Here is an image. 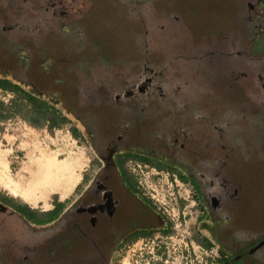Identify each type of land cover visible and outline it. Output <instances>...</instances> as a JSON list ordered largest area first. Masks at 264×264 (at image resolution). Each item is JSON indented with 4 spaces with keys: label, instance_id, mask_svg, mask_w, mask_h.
I'll list each match as a JSON object with an SVG mask.
<instances>
[{
    "label": "rangeland",
    "instance_id": "1",
    "mask_svg": "<svg viewBox=\"0 0 264 264\" xmlns=\"http://www.w3.org/2000/svg\"><path fill=\"white\" fill-rule=\"evenodd\" d=\"M148 1L0 0V47L22 44L19 71L2 67L0 79L46 101L63 119L52 125L20 94L0 89V153L6 158V167L0 162V196L12 201L9 207L0 203V255L3 247L29 253L30 234L46 228L20 219L15 206L45 219L55 205L77 202L99 169L96 133H115L110 126L121 120L128 126L141 117L137 111L146 118L138 144L147 146L133 152L149 155L164 172H138L130 159L126 168L171 230L151 238L144 256L125 254L119 264H226L221 245L204 227L214 224L213 200L219 202L218 234L231 235L235 254H245L243 234H264V69H255V61L240 64L250 57L252 21L264 26L259 1L187 0L179 6L186 9L190 1L192 19L154 15ZM16 28L20 42L13 38ZM25 50L37 58L36 75L23 74L31 62ZM247 68L255 69L252 80ZM109 107L137 111H112L106 123L103 110ZM200 147L211 151L215 163L197 174L213 180L210 186L198 177L204 197L187 171L198 161L190 160V152ZM47 158L73 163L75 183L67 195L51 192L37 201L27 194L28 168ZM257 179L260 189L253 187ZM110 233L104 227L100 235L107 239Z\"/></svg>",
    "mask_w": 264,
    "mask_h": 264
},
{
    "label": "flooded vegetation",
    "instance_id": "2",
    "mask_svg": "<svg viewBox=\"0 0 264 264\" xmlns=\"http://www.w3.org/2000/svg\"><path fill=\"white\" fill-rule=\"evenodd\" d=\"M258 1V14L264 16V0ZM187 2V0H149L148 4L153 8L154 15L158 11L163 16L177 13L186 14L187 17L192 19L196 13L195 9L189 11L192 8L190 1L186 9L179 6L186 5ZM82 3H89L90 5V2L87 1ZM258 17L256 15L255 18L258 19ZM258 26L257 21L254 20L250 28L248 27V31H251L248 44L250 57L247 61H239L240 64L246 66H250V62L255 61L259 64L256 65L255 69L258 67L264 69V65H260L264 60V55L257 54L254 51L258 50V52L262 51L264 53V41L259 42L261 37L264 38V26ZM14 30L17 36L14 35L13 38H16L14 39L15 42H20L19 30L17 28ZM258 44L262 48H258ZM19 45L22 44H18L17 47L13 45L0 47V68L4 67L12 72L19 71L18 69L22 65L20 61L22 50L19 49ZM25 51H28L31 62L27 68H24L23 74L24 76L27 73L30 76L36 75L37 71L33 67L37 58L32 51ZM236 61L237 59L233 57V62ZM255 69L248 70L247 68L246 73L250 80H252L250 74ZM257 78L263 79L261 77ZM249 86H252L255 90L259 89L258 84H250ZM248 89L251 88L248 87ZM237 92L243 93L241 89ZM259 92L261 91L259 90ZM262 93L264 92L262 91ZM97 94L102 96V93L98 92ZM136 109L125 107H112L110 109L109 107L104 109L103 112L109 113L106 115L107 123L108 115H112V111L117 112V115H125L127 111L134 112L137 111ZM136 114L141 117L133 118L135 122L128 123V126L122 124L123 120L119 123L117 121L113 123L110 126L111 129H115L113 134H107L101 132V130L96 133L97 139L94 140V149L97 153L99 169L89 181L88 186L79 191L77 202L69 207L63 204L55 205L51 213L45 216V219L39 218L31 208L33 212L23 216L17 209L23 210L25 206H15V213L20 219L28 224L46 228L37 231L39 234L36 231L30 234V246L33 244L34 247H30L29 253L23 256L15 249L3 247L5 250L0 255V264H119L118 258L124 257L125 254L135 253L133 256H136L137 253L144 256L142 251L146 250L151 238L167 235L171 227L168 226L158 209L150 202L143 191L142 184L140 182L135 183L132 174L126 168V163L130 159L129 162H133L141 169L138 172L144 173V169L146 171L149 168L164 172L162 166L151 162L149 155L133 152V150L142 151L143 147L147 146L138 144L137 133L140 130V125L142 128L145 127L142 121L146 118L138 111ZM102 123L97 124L98 127ZM195 153L198 157L195 156ZM190 156V160H198L194 163L195 166L192 169H187L191 176L190 180L194 188L204 197V187L202 182L200 183L204 179L197 174L201 173L200 167L209 166L210 164L215 165L213 156L211 151H207L205 147L192 150ZM130 171L134 176L138 175L137 169H130ZM87 178L84 177L83 183L87 182ZM204 181H208L210 186L213 185V180ZM257 182L258 179L253 182V187L260 189V187L256 188V186H260ZM217 203H219L217 200L209 201V212L214 224H206L204 227L211 237H215L221 245L219 249L221 256L225 259L224 262L226 264H264V234L259 233L258 237L244 236L243 234V238L247 242V246L245 245L244 248L245 254L243 253L242 256L235 254L236 244L227 239L231 235H226L225 239L227 240H225L218 234L219 209L215 206ZM1 204L6 207L5 204ZM225 221L228 224H226L227 226L231 225L228 218H225ZM104 227H110L111 229L107 239L100 235ZM26 234L28 235L27 232ZM38 237L41 239L40 242H38ZM139 246L140 248H138ZM136 248L138 249L136 250ZM22 261L24 262L22 263Z\"/></svg>",
    "mask_w": 264,
    "mask_h": 264
},
{
    "label": "bare ground",
    "instance_id": "3",
    "mask_svg": "<svg viewBox=\"0 0 264 264\" xmlns=\"http://www.w3.org/2000/svg\"><path fill=\"white\" fill-rule=\"evenodd\" d=\"M0 162L2 166L6 167V158L1 153ZM28 169L30 179L27 184V194L37 201L47 198L51 192L67 195L74 186L75 168L73 163H59L54 159L47 158L41 162H33Z\"/></svg>",
    "mask_w": 264,
    "mask_h": 264
},
{
    "label": "trees",
    "instance_id": "4",
    "mask_svg": "<svg viewBox=\"0 0 264 264\" xmlns=\"http://www.w3.org/2000/svg\"><path fill=\"white\" fill-rule=\"evenodd\" d=\"M257 54H263L262 51L254 50ZM0 89L6 90L7 92H12L14 94H20L21 99L25 100L30 106H32L33 110L37 112L40 116L45 117L46 119H49V121L52 122V125H56L59 120L63 121L62 118H60V115L56 116L55 110H49L50 106H48L47 102L39 99L29 93H26L24 90H22L19 86L13 85L9 80H1L0 79ZM0 202L5 204L6 207L12 205V201L9 198L0 196ZM19 213H21L23 216L25 214H31L30 212H33L28 206H25L23 210H19ZM31 216V215H29Z\"/></svg>",
    "mask_w": 264,
    "mask_h": 264
},
{
    "label": "crops",
    "instance_id": "5",
    "mask_svg": "<svg viewBox=\"0 0 264 264\" xmlns=\"http://www.w3.org/2000/svg\"><path fill=\"white\" fill-rule=\"evenodd\" d=\"M55 193V192H54Z\"/></svg>",
    "mask_w": 264,
    "mask_h": 264
}]
</instances>
